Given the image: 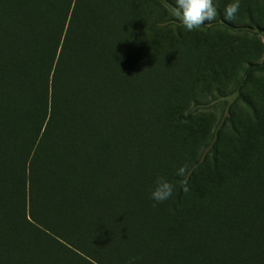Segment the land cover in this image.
Returning <instances> with one entry per match:
<instances>
[{"label": "trees", "instance_id": "16d2710c", "mask_svg": "<svg viewBox=\"0 0 264 264\" xmlns=\"http://www.w3.org/2000/svg\"><path fill=\"white\" fill-rule=\"evenodd\" d=\"M134 4L131 24L115 0H0V264H264V192L202 208L169 168L164 133L191 114L154 100L166 86L134 56L159 23ZM218 14L205 24L230 27ZM222 129L192 165L218 167ZM158 176L176 187L155 204Z\"/></svg>", "mask_w": 264, "mask_h": 264}, {"label": "rangeland", "instance_id": "374dc122", "mask_svg": "<svg viewBox=\"0 0 264 264\" xmlns=\"http://www.w3.org/2000/svg\"><path fill=\"white\" fill-rule=\"evenodd\" d=\"M115 1L127 21L134 23L130 17L137 0ZM240 1L238 14L226 22L230 27L205 22L199 29L187 32L169 4L162 0H138L148 14L155 15L159 24L146 40L147 50L134 57L136 61L152 62L157 81L165 84L161 94L154 98L161 96L159 101L165 102L160 108L191 114L189 120L164 133V144L173 149L169 168L177 171L186 167L184 176L189 177L191 194L202 208L211 209L213 201L227 190L247 194L256 190L264 192V0ZM215 2L224 16L223 10L231 1ZM169 16L176 23H166ZM191 94L200 97L196 105L188 99ZM241 95L254 101L257 119L242 102ZM220 123H223L220 140L224 137L227 141L221 143L224 153L218 167L210 163L192 165L200 155L201 144L207 138L210 140L209 129ZM30 125L28 122L25 128L31 129ZM231 125L241 133L237 140H228ZM254 163H259L260 174L253 175ZM6 204L8 210L14 209L10 198ZM12 223L17 229L18 222ZM1 226L0 240L4 241L7 234L1 231Z\"/></svg>", "mask_w": 264, "mask_h": 264}, {"label": "clouds", "instance_id": "9594fccd", "mask_svg": "<svg viewBox=\"0 0 264 264\" xmlns=\"http://www.w3.org/2000/svg\"><path fill=\"white\" fill-rule=\"evenodd\" d=\"M176 16L179 18L183 29L187 32L197 30L205 22H212L216 19L218 6L215 0H175L172 6ZM240 9V0H231L224 8L226 19H233ZM186 174V167L177 169L176 176L183 177ZM175 185L165 177L158 176L154 180L149 191V198L155 203H163L173 196ZM187 192V187L184 188Z\"/></svg>", "mask_w": 264, "mask_h": 264}]
</instances>
